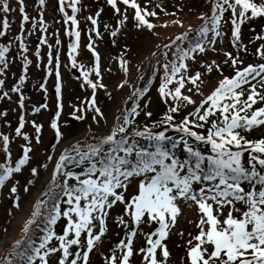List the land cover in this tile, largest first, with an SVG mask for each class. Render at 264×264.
I'll list each match as a JSON object with an SVG mask.
<instances>
[{"label": "snow or ice", "instance_id": "6c2138e0", "mask_svg": "<svg viewBox=\"0 0 264 264\" xmlns=\"http://www.w3.org/2000/svg\"><path fill=\"white\" fill-rule=\"evenodd\" d=\"M149 2L145 0L142 6L140 0H106L117 16L111 36L116 37L120 26L126 24L129 10L138 31L159 35L155 31L158 26L168 27L171 23L184 27L179 18L161 23V14H176L165 11L159 4L150 9ZM17 3L20 31L24 33L25 24L31 22L27 34L37 28L41 33L34 52L37 68L42 59L41 45L48 47L45 77L39 88L46 93L47 77L55 76L57 112L50 123L55 148L64 136L57 119L62 108V42L53 33L56 36L53 52L42 11L37 20L27 14L24 0ZM38 3L41 10L47 6V0H38ZM209 3V12L199 16L200 25L195 28L189 25L162 47L156 45L160 51L151 53L156 59L143 86L129 82L130 49L123 48L116 59L124 79L117 88L128 86L131 92L109 125L95 97L97 89H107L102 82L103 72L112 70L102 68L91 35L95 33L97 38L101 35L98 18L102 10L86 17L91 27L85 48L93 58L88 64L80 59L81 0H57L64 35L69 37L64 67L77 70L82 78L81 87L92 90L88 107H76L71 115L83 120L85 117L80 113L92 111L93 122L99 126L103 121L105 130L96 133L90 128L85 136L69 141L58 156L50 153L45 163L30 167V178L23 186L25 194L35 185L40 169H47L49 164L52 165L50 179L44 182L19 238L0 256V264H50V257L55 253H59L56 264H91L93 253L102 256L103 264H132L135 255L141 256L140 264H169L171 251L167 240L182 214L181 204L188 209L195 208L198 220L189 223H195L199 230L186 241V261L182 258V264H264V132L259 138H249L252 131L264 127V31L255 37L262 41L255 49L257 61L245 64L243 57L217 47L223 44L227 35L224 25L230 21L231 47L237 53L247 52L241 40V25L253 18H264V0H209ZM13 11L16 9L10 7L8 0H0V13L4 14L0 37L10 28L7 14ZM104 27L107 29L108 25ZM13 39L19 42L23 71L18 81L6 89L4 77L9 68L11 42L0 44V100H10L11 93H21L32 63L27 55L26 36L16 35ZM209 51L222 54V61L206 59ZM223 66H228L232 74L225 75ZM213 71L219 74L218 81L205 79ZM138 79L143 80L144 74ZM157 80V92L166 106L165 111L159 119L141 123L138 119L141 112L145 117H152V112L147 111L151 101L146 96L149 86ZM205 87L210 88L207 94ZM107 94L110 98L111 94ZM17 103L23 110L22 94ZM46 107V104L33 107V112ZM182 112L184 115L180 116ZM24 126L22 112L15 134L25 143L21 145L22 154L14 161L10 137L0 133V151L4 154L0 162V191L8 189L11 206L17 210L21 196L15 175L31 165L33 151L29 134L22 132ZM32 126L39 143L43 126L35 121ZM133 180L137 190L128 197ZM118 202L123 205V214L115 222L122 227L123 237L114 247L105 250L109 210ZM61 219L65 224L62 232L57 233L55 226ZM148 222L158 227L150 234L142 232L145 243L137 247L134 237L141 231L140 226Z\"/></svg>", "mask_w": 264, "mask_h": 264}, {"label": "rangeland", "instance_id": "374dc122", "mask_svg": "<svg viewBox=\"0 0 264 264\" xmlns=\"http://www.w3.org/2000/svg\"><path fill=\"white\" fill-rule=\"evenodd\" d=\"M10 7L16 9V11L7 14V18L10 23V28L6 30V35L0 37V44H9L11 42L10 51L8 53L9 68L7 70V75L4 77L6 80L5 88H11L14 83L18 81V77L23 71L22 67V57L18 55L19 53V42L15 41L13 38L16 35L26 36V43L28 45V58L32 61L28 68V78L21 89V93L24 97V108L23 110L19 107L17 101L19 100L20 94L11 93V99L0 100V113H5L6 115H0V133L7 134L10 137V150L12 155V160L14 161L22 154L21 145L25 143L22 137H18L15 134V128L19 125V118L23 112L25 119V126L22 132L28 133L31 138L32 146V160L31 165L25 167L20 174L15 175V180L19 181L20 188V209L17 210L13 208L12 201L8 197V189L5 188L0 191V256L5 254L7 248H10L14 241L19 238L23 224L30 217L32 211V205L35 203L36 199L40 197L43 191L44 182L50 179V173L52 170V165L49 164L47 169H40L39 177L35 180V185L30 186V190L27 194L23 192V186L26 184L27 180L30 178V167L37 166L39 164L46 162V156L50 153L55 152L58 156L59 153L68 145L69 141L80 139L89 133L91 128L94 132L99 133L105 130L104 122L101 121L100 125L97 126L93 120L92 116L94 113L92 111H86L82 114L85 118L83 120H76L71 114L76 107H88V101L92 98V90L87 86L81 87L82 78L79 76L77 70L71 69L70 67H64L67 63L66 50L67 44L69 42V37L64 35V24L63 17L58 11L57 0H47V6L43 10L40 9L38 0H24L25 10L30 17H36L39 20L41 11L47 25V39L48 43L53 45V52H55V39L56 36L53 33H57L59 39L61 40L60 48V59H61V74H62V96L60 116L58 123L61 126V131L64 136L60 143L56 145L54 131L50 128V123L52 119L56 118L57 112V101L55 95V76H48L45 87L47 92L39 88V84L43 82L45 77V64L47 60V45H41V62L40 67L37 68V59L34 55L37 44H39L38 37L41 35L40 31H34L32 34H27V29L31 28V22L25 24V32L20 31L21 17L18 11L19 5L17 0H8ZM140 3L145 5V0H140ZM159 4L165 11L169 13H175V16H160V22L171 21L172 19L179 18L183 21L184 27L180 28L178 26L169 23L168 27L158 26L155 31L159 35H152L151 33L144 31H138L134 27V22L131 18L132 12L129 10V19L125 25L120 26V31L116 37L111 36V31L116 25L117 16L114 14L113 10L109 5H107L106 0H81V11L78 13L79 20V30L81 31L80 38V59L84 60L86 63L91 64L93 58L91 54L85 48L88 43L89 28L91 27L90 21L86 20L88 15H95L98 10L101 11V15L98 18V30L100 32V37L97 38L95 33H91L93 40L95 42V48L100 54L102 68H111V72L104 71L102 82L107 85V89H97L96 91V103L103 111L105 117L107 118L108 124L113 122L117 110L125 106V101L129 96L131 89L128 86L118 89L117 85L124 79V73L120 70L117 57L121 55V52L125 46H127L130 51L127 58L130 60V71L128 75L129 82L135 86L143 84L148 79V73L151 71V63L156 59L151 55L153 51L159 54L160 49L156 47L160 44L161 47L164 43H168L169 38H174L180 32L185 31L189 25L192 27H197L201 24L199 16L201 13H208L210 10L209 0H150L147 3V7L150 9L155 8V5ZM123 8V5H121ZM159 12V9H156ZM70 14V9H68ZM227 15V14H226ZM4 18V14L0 13V21ZM249 21V20H248ZM105 25L108 28L105 29ZM247 21L241 25V40L242 44L246 46L247 52L240 51L236 52L235 49L231 47L230 44V28L231 23L224 25V31L227 33L224 37L223 44H217L218 48H223L224 50L232 51L235 54L243 57L244 63L257 61L258 58L254 55L255 49L262 43L260 40L251 37L250 30L247 28ZM208 60L216 59L222 61V54L208 52ZM139 67V72L137 71ZM223 71L225 75H231V69L228 66H223ZM144 74V79L139 80L138 77ZM219 74L213 71L208 74L205 79H211L213 81H218ZM158 80L150 85V91L146 98L151 102L148 105L147 111L152 113L157 111L165 110L164 103L160 100L157 92ZM205 93L210 91V88L205 87ZM111 97L109 98V95ZM198 98V97H197ZM43 101V103H42ZM41 104H46V108H41L39 112H33V107H39ZM130 105V101H128ZM184 115V113H180ZM145 117L143 112L139 118ZM35 121L36 124L42 125L40 133V142L37 143L35 140V129L32 126V122ZM0 148H2V142H0ZM4 154L0 151V162H3ZM14 182V181H12ZM137 190L136 181L133 180L130 185L127 196L135 194ZM182 214L178 217L177 224L172 228L170 237L167 240V246L171 251V257L169 264H182L186 261V241L191 239L193 235L198 234V229L195 227V223H189V221H197L198 213L195 208L188 209L186 205L181 204ZM110 215L108 217V232L104 238L107 242L104 244V249L107 250L109 247H114L115 242L123 237L122 227L118 226L115 219L118 215L123 214V205L119 202L111 209ZM11 213V215H9ZM227 214V208L224 209V215ZM127 219V217H125ZM59 227L55 230L57 233H61L65 221L61 219ZM57 227V226H56ZM55 227V228H56ZM158 225L154 222H148L147 224H142L140 226L141 231H138L136 237H134V243L137 247L143 246L145 243V238L141 234L142 232H148L149 234L155 230ZM183 232V236L179 235ZM191 233V235H189ZM195 243V241H193ZM59 253L52 254L50 257V264H56L57 257ZM141 256L135 255L132 258V264H140ZM91 264H103V258L99 254H91Z\"/></svg>", "mask_w": 264, "mask_h": 264}, {"label": "trees", "instance_id": "16d2710c", "mask_svg": "<svg viewBox=\"0 0 264 264\" xmlns=\"http://www.w3.org/2000/svg\"><path fill=\"white\" fill-rule=\"evenodd\" d=\"M247 26H248L247 27L248 30L251 31L250 32L251 37H256L257 34H259L262 31H264V18H253V19H250L249 21H247ZM164 111L165 110L157 111V112L152 113V117L151 118L143 117V118H138V119H139V121L141 123L150 122L151 120H157V119L160 118V116L162 115V113ZM180 116H183V115L180 114ZM177 118L179 119L180 117H177ZM262 132H264V127L252 131L250 133L249 138H259L261 136ZM58 225H60V222L57 224V227H58Z\"/></svg>", "mask_w": 264, "mask_h": 264}]
</instances>
